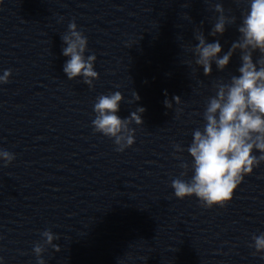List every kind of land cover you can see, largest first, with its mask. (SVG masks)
<instances>
[{
    "label": "water",
    "instance_id": "water-1",
    "mask_svg": "<svg viewBox=\"0 0 264 264\" xmlns=\"http://www.w3.org/2000/svg\"><path fill=\"white\" fill-rule=\"evenodd\" d=\"M250 2L0 0V76L11 70L0 83V150L15 156L6 167L0 157V264H38L33 249L45 230L60 247L45 246V264H264V252L250 246L264 233V162L224 207L179 199L171 187L194 175L193 132L203 131L215 85L239 76L242 64L237 49L205 76L195 37L218 41L223 57ZM216 3L235 22L212 36ZM73 21L87 37L85 57L96 56L92 87L63 71ZM260 56L253 52L254 63ZM116 91L122 119L145 108L143 124L130 125L135 143L122 152L92 124L97 97Z\"/></svg>",
    "mask_w": 264,
    "mask_h": 264
},
{
    "label": "clouds",
    "instance_id": "clouds-1",
    "mask_svg": "<svg viewBox=\"0 0 264 264\" xmlns=\"http://www.w3.org/2000/svg\"><path fill=\"white\" fill-rule=\"evenodd\" d=\"M214 8L220 15L211 35H222L226 23H234L235 17H226L219 3ZM68 28L69 33L63 36L67 45L63 48V55L70 59L63 71L69 80L82 76L84 83L92 87L93 80L99 78V73L94 70L96 56L85 57L88 40L77 30L74 21L69 23ZM238 32L239 39L232 43L223 57H218L221 44L218 41L206 43L203 34L196 35L195 39L199 43L192 49L195 63L203 68L205 76L211 74L213 60L223 70L237 49L241 51L242 61L238 68L239 76L233 75L229 83L218 82L215 85L216 95L208 99L203 113L206 121L203 131L196 129L193 132V141L187 151L193 158L194 175L188 181L177 178L171 183L177 198L195 196L204 208L224 207L230 203L244 177L251 175L253 169L264 162V0H251L250 10L244 15ZM257 50L261 56L254 63L253 52ZM10 76L11 70H5L0 76V83H8ZM133 96L135 101L140 99L135 91ZM123 99L119 91L98 96L94 104L96 116L92 121L94 131L113 139L116 150L120 152L135 143V129L130 125L133 122L142 125L140 114L145 111V108L138 107L128 118L122 119L117 113ZM174 99L177 104L181 103L180 97ZM164 104L167 108L172 107L168 99H165ZM174 147L176 152L184 151L178 144ZM254 150L260 155H254ZM0 157L6 161L5 167L15 159L14 154L3 150H0ZM180 167L185 169L181 176L186 175L189 165L182 162ZM41 235L43 242H37L33 251L38 264H45L41 258L45 246H51L59 252V245L53 243L59 237L51 230H45ZM252 239L254 245L250 246L256 249V253L264 252V233L254 235Z\"/></svg>",
    "mask_w": 264,
    "mask_h": 264
}]
</instances>
